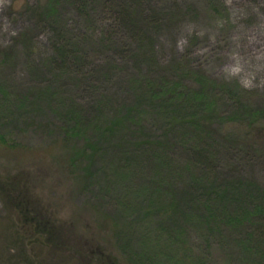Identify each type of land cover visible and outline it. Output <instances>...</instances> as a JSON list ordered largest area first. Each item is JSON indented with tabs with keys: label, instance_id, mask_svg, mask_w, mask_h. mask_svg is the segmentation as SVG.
I'll return each mask as SVG.
<instances>
[{
	"label": "rangeland",
	"instance_id": "1",
	"mask_svg": "<svg viewBox=\"0 0 264 264\" xmlns=\"http://www.w3.org/2000/svg\"><path fill=\"white\" fill-rule=\"evenodd\" d=\"M153 1L163 10L176 7L180 15L177 20L169 12L164 15L155 41L156 73L150 80L162 75L182 81L178 64L183 63L197 76L223 86L221 94V88L217 89L219 96L224 94L218 100L224 107L220 115L229 120L217 124L218 136L209 141L217 153V181L224 184L221 179L225 176L252 180L264 191V0H179L177 5L174 0ZM44 2L0 0V188L15 177L53 225L121 260L119 264H130L131 256L143 253L144 232L149 238L146 245L168 246L170 260L158 259L155 264H172V258L183 264L189 253L203 260L208 247L199 220V224L184 223L182 218L172 223L182 232L177 239L167 237L170 222L163 211L148 223L140 222L138 230L127 231V238L114 237L109 231L110 224L103 217L121 221L123 228L124 223L138 218L136 211L166 202L172 197L170 192L186 188L187 142L175 135L176 150L153 146L151 142L162 139L164 121L143 117V135L136 129L134 135L113 141L114 147L105 142L86 171L91 154L87 147L96 140L95 132H78L80 125L63 118L64 111L82 105L92 113L94 106L103 109V116L97 119L110 117V110L129 94V84L146 74V69L141 70L136 60L126 65L118 54L121 41L106 40L110 22L106 0L88 2L81 8L73 0L60 2L50 20L39 15L38 6ZM59 31H63L67 48L76 51L77 60L68 68L54 69L48 55ZM196 80L190 74L183 83L195 86ZM39 95L46 98L40 101ZM106 102L109 105L103 108ZM250 109L247 112L255 120L245 117L244 111ZM135 142L143 145L136 148ZM236 207L222 208L234 214L250 206L242 203ZM20 221L0 195V264L6 261V254L20 250ZM243 233L239 228L231 239H224L226 234L210 236L206 264L258 261L238 246ZM123 240H129L126 247ZM25 243L30 263L73 264L67 258L45 257L31 237Z\"/></svg>",
	"mask_w": 264,
	"mask_h": 264
},
{
	"label": "trees",
	"instance_id": "2",
	"mask_svg": "<svg viewBox=\"0 0 264 264\" xmlns=\"http://www.w3.org/2000/svg\"><path fill=\"white\" fill-rule=\"evenodd\" d=\"M70 1L45 0L42 5L38 6L39 15L43 19L50 20L56 11L55 5ZM73 1L77 8L85 7L88 2L89 4L91 2L92 5L95 2V0ZM106 3L110 20L108 31L105 34L106 40L121 41L119 43H121L122 49H119L118 54L124 58L123 61L126 65L132 60H136L141 70L146 69V74H142L131 85L129 84V94L123 95L120 106H114L110 110L112 113L110 117H105L103 120L97 119V117L103 116V109L94 106L92 113L82 105L77 108L71 106L64 111L63 118L80 125L78 132L85 130L95 132L96 140H91L87 147L91 154L87 156L88 162L85 170H90L95 153L101 150L100 147H103L105 142H108V147H114L116 144H112L113 141L123 135H134L136 129L143 135L141 126L143 117L154 116V118L157 117L164 121L165 130L162 139H156L151 144L170 151L171 149L176 150L179 148V143L175 142L173 138L175 135L184 137L187 142V145L185 144L187 148H184L186 150L185 166L189 173L185 189L179 192H170L172 193L171 199L155 203L147 208V211H136L135 215L138 218L124 223L123 228H121V221L116 222L113 218L103 217V221L109 222V231L114 234V237L121 235L127 238V231L138 230L140 222L148 223L155 214L156 216L157 213L161 215L163 211L168 214V217L164 219L170 222L167 237L171 239L180 238L182 235L179 226L173 227L172 223L178 222L181 218L184 219V223L188 224H199L200 222L208 247L205 248V258L201 260L189 253L187 261H184L183 264H206L212 241L210 236L218 234L222 238L226 234L224 239L228 236L231 239L232 235L234 236L237 230L239 231V228H243L245 233L239 234L243 237L239 239L238 246L242 247L243 254L258 260L252 264H262L261 261L264 260V191L257 182L252 180H235L225 176L221 179V183L224 184L220 185L217 181V153L215 150H211L209 141L218 136L217 124L229 120L220 115V111L224 107L218 101L224 96L223 93L222 97L218 93L221 94L225 89L214 81H209L200 75L197 76V73L189 71L191 68L183 63L178 64L181 67L179 70L183 74L182 81H170L168 76L162 75L150 80L151 75L156 73L155 68L158 60L155 41L159 39L158 29L165 20L164 15L169 12L171 18L177 20L180 10L174 6L169 7V10H163L159 3H155L153 0H106ZM174 3L177 5L179 0H174ZM163 12L165 13L162 14ZM60 17L61 14L58 13L57 19L60 20ZM58 30L56 29V31ZM54 38L56 41L52 43L51 53L48 55L49 65L54 69L68 68L77 60L76 51L72 52L68 49L67 43L63 42L65 39L63 31L56 33ZM190 74L197 79L194 81L195 86L188 83L186 86L183 83V80L190 79ZM143 76L145 77L142 78ZM218 88H221L219 92ZM2 90L0 88V92ZM41 94L44 95V93ZM101 96L105 100L107 99L104 92ZM44 98L46 97L40 95L37 97L40 101ZM108 105L109 103L106 102L103 108ZM247 111L252 110L244 111L245 117L249 119L250 116L252 120H255L254 115ZM95 114L96 116H93ZM221 139H226V136L221 135ZM134 144L136 148L143 145L137 142ZM84 152L87 151L81 150V153ZM167 160L165 165H167ZM19 184L14 177L11 178L8 185L0 188L2 200L7 205L10 204L21 219V230H18L17 236L20 237L19 249L22 248V251L18 250L17 254H6L3 257V260L6 261L2 264H34L28 262L25 256V247L27 246L25 241L30 240V237L41 247L44 256L51 259L64 260L67 258L73 264H119L121 262V260L119 262L106 256L95 246L92 248L89 246V242L81 240L70 230L53 225L25 187ZM242 203L250 206L249 209H247L248 207L245 210L240 208V213L230 214L222 208L239 207V204ZM146 234L147 232L143 233L144 238L140 245L143 253H140L139 257L131 256L130 264H148V261L150 264H155L158 263V259L170 260L168 246L146 245L145 241L149 239ZM128 242L129 240H123L124 245L122 246L126 247ZM131 242L132 240H130ZM150 247L154 251H150ZM243 257L246 258L245 255ZM171 262L180 264L173 258ZM49 264L56 263L49 261Z\"/></svg>",
	"mask_w": 264,
	"mask_h": 264
}]
</instances>
